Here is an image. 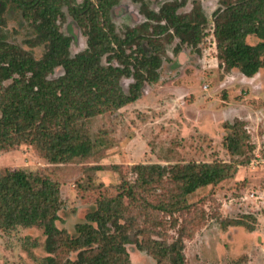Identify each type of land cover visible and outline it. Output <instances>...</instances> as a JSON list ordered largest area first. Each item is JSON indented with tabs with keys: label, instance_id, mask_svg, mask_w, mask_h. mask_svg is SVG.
<instances>
[{
	"label": "rangeland",
	"instance_id": "1",
	"mask_svg": "<svg viewBox=\"0 0 264 264\" xmlns=\"http://www.w3.org/2000/svg\"><path fill=\"white\" fill-rule=\"evenodd\" d=\"M167 1L172 0H145L155 10ZM179 1L181 13L199 4L207 20L205 31L212 30V12L219 0ZM62 12L57 23L70 36L73 55L86 47V36L65 5ZM4 18L0 39L41 57L44 43H29L40 21L27 19L13 4L7 5ZM110 18L119 32L145 20L140 3L133 0H119ZM246 40L260 39L250 35ZM159 45L158 80L145 84L133 103L83 121L82 133L91 144L85 155L50 162L27 141L0 150V171L20 169L47 176L60 189L55 220L60 233L54 251H46L40 226L0 228V264H41L48 254L57 264H69L77 257L68 241L77 235L76 225L85 222L99 198L115 196L128 185L135 198L123 197L120 220L129 241L124 244L126 253L109 254V264H171L175 247L181 249L185 264H264V66L251 77L235 68L224 69L211 35L196 45L162 37ZM61 72L57 67L50 76ZM130 81L121 79L124 90ZM236 119L249 136L242 152L234 154L225 147L229 130L224 125ZM191 162L227 164L228 175L187 194L185 206L181 201L170 205L180 190V181L170 174ZM138 164L172 168L146 185L136 181Z\"/></svg>",
	"mask_w": 264,
	"mask_h": 264
},
{
	"label": "trees",
	"instance_id": "2",
	"mask_svg": "<svg viewBox=\"0 0 264 264\" xmlns=\"http://www.w3.org/2000/svg\"><path fill=\"white\" fill-rule=\"evenodd\" d=\"M133 1L140 3L145 20L119 32L110 18L111 7L118 0H83L78 4L74 0H0V24L7 5L13 4L27 19L40 21L35 24L36 38L29 43H44L41 57L36 58L31 51L0 39V150L27 141L37 145L50 162L88 153L91 144L82 133L83 121L133 103L145 84L158 80L162 37L196 45L211 35L224 69L235 68L251 77L264 66V0H219L212 12L210 32L205 31L207 20L199 4L181 13L178 10L183 3L179 0L164 2L157 10L149 9L145 0ZM63 5L86 36V47L73 55L69 52L71 38L57 23ZM250 35L260 40L249 43L246 38ZM57 67L62 72L51 77ZM123 77L131 80L126 90ZM240 124L236 119L224 125L229 130L225 147L234 154L242 152L249 136ZM182 166L170 174L180 181L170 205L181 201L185 206L187 194L223 179L229 167L208 162ZM171 168L138 164L136 181L151 184ZM59 195L58 183L47 176L20 169L0 171V228L40 226L46 235V251L53 252L60 233L55 225ZM125 196L135 198L132 186H121L115 196L99 198L85 222L76 225L77 235L68 241L77 257L69 264H109L110 253H126L124 244L129 236L120 220ZM172 250L171 264H185L181 249ZM43 259L41 264H57L51 254Z\"/></svg>",
	"mask_w": 264,
	"mask_h": 264
},
{
	"label": "flooded vegetation",
	"instance_id": "3",
	"mask_svg": "<svg viewBox=\"0 0 264 264\" xmlns=\"http://www.w3.org/2000/svg\"><path fill=\"white\" fill-rule=\"evenodd\" d=\"M82 1H83V0H82ZM94 1H95V0H94ZM118 1H119V0H118ZM80 3H82V2H80ZM117 3H118V2H117ZM117 3H116V4H117ZM116 4H114V5H116ZM114 5H113V6H114ZM113 6H112V7H113ZM112 7H111V8H112ZM71 17H72V16H71ZM73 19H74V18H73ZM75 22H76V21H75Z\"/></svg>",
	"mask_w": 264,
	"mask_h": 264
}]
</instances>
